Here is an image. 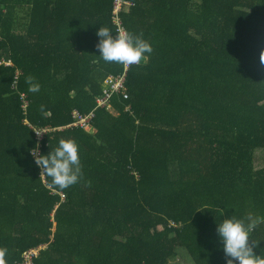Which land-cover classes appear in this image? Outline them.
<instances>
[{
    "label": "trees",
    "instance_id": "trees-1",
    "mask_svg": "<svg viewBox=\"0 0 264 264\" xmlns=\"http://www.w3.org/2000/svg\"><path fill=\"white\" fill-rule=\"evenodd\" d=\"M123 5L118 23L116 0H0V264H227L218 222L264 216V0ZM101 26L153 52L105 62ZM125 73L129 98L99 108ZM62 138L82 164L63 190L29 151ZM249 243L264 258V224Z\"/></svg>",
    "mask_w": 264,
    "mask_h": 264
},
{
    "label": "clouds",
    "instance_id": "clouds-1",
    "mask_svg": "<svg viewBox=\"0 0 264 264\" xmlns=\"http://www.w3.org/2000/svg\"><path fill=\"white\" fill-rule=\"evenodd\" d=\"M96 35L99 37L96 47L105 62L126 66L139 64L146 61L153 52L151 43L142 35L127 30H120L114 35L110 28L101 26ZM261 61L264 62V53L261 54ZM39 90L38 83L30 82V92ZM29 151L36 166L41 169V176L51 177V184L61 190L76 184L82 176L79 145L74 139H60L58 145L47 153L40 152L37 142ZM261 224H264V216H254L251 213L246 217H228L218 222L216 231L228 258L227 264H264V258L257 254L249 243L251 233ZM2 255L3 253H0V256Z\"/></svg>",
    "mask_w": 264,
    "mask_h": 264
},
{
    "label": "built area",
    "instance_id": "built-area-1",
    "mask_svg": "<svg viewBox=\"0 0 264 264\" xmlns=\"http://www.w3.org/2000/svg\"><path fill=\"white\" fill-rule=\"evenodd\" d=\"M118 4L122 5V8L120 10H118V7H117ZM123 8H124L123 0H116L115 14H116V19L118 23H120L119 16L122 13ZM121 30H125V29L121 28ZM129 66L130 65H127V70L129 69ZM126 82H127V73L120 75L118 77L116 76L108 77L106 80V85L108 88H110V91L107 92L104 97L98 100L99 108L108 107L109 109H111L112 108L111 100L117 92H124L126 95V98H129V94L127 93ZM72 117L74 119L73 125L79 126L78 125L79 122H84L85 124H87V126H81V127L87 128L88 126L92 125V122L94 118L96 117V113L94 111L89 115H83V114H80L78 111H74L72 114ZM39 134L40 136H42V132H40ZM41 250H42V247L38 248V250H31L27 252V254L23 258V261L19 264H35V259L39 256V253Z\"/></svg>",
    "mask_w": 264,
    "mask_h": 264
},
{
    "label": "rangeland",
    "instance_id": "rangeland-1",
    "mask_svg": "<svg viewBox=\"0 0 264 264\" xmlns=\"http://www.w3.org/2000/svg\"><path fill=\"white\" fill-rule=\"evenodd\" d=\"M118 10H120L122 8V5L121 4H118ZM79 126H87V124H85L84 122H79L78 123ZM75 126V125H74ZM92 126H88L87 129H90L91 130ZM257 156L258 158L260 159H263V152H257ZM260 165H263V161H258L257 162V166H260ZM172 264H194L193 260L191 259V257L186 253V252H183L180 254L179 257L175 258L173 261H172Z\"/></svg>",
    "mask_w": 264,
    "mask_h": 264
}]
</instances>
